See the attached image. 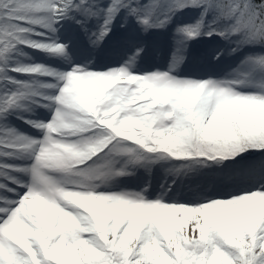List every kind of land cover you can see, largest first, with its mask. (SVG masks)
I'll list each match as a JSON object with an SVG mask.
<instances>
[{
	"label": "snow or ice",
	"instance_id": "1",
	"mask_svg": "<svg viewBox=\"0 0 264 264\" xmlns=\"http://www.w3.org/2000/svg\"><path fill=\"white\" fill-rule=\"evenodd\" d=\"M0 264H264V0H0Z\"/></svg>",
	"mask_w": 264,
	"mask_h": 264
}]
</instances>
